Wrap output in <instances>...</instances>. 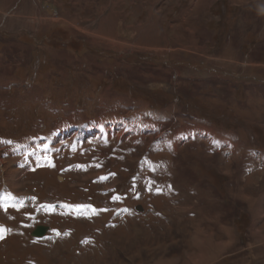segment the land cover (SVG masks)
Listing matches in <instances>:
<instances>
[{"label": "rangeland", "instance_id": "obj_1", "mask_svg": "<svg viewBox=\"0 0 264 264\" xmlns=\"http://www.w3.org/2000/svg\"><path fill=\"white\" fill-rule=\"evenodd\" d=\"M6 4L0 264H264V0Z\"/></svg>", "mask_w": 264, "mask_h": 264}, {"label": "crops", "instance_id": "obj_2", "mask_svg": "<svg viewBox=\"0 0 264 264\" xmlns=\"http://www.w3.org/2000/svg\"><path fill=\"white\" fill-rule=\"evenodd\" d=\"M13 5V4H12ZM18 4L14 5L13 7L10 6V4H6L4 6L0 5V14L3 13L4 11L7 13H12L13 16L17 17V18H21V17H25V14L21 13V11L19 10L16 14H15V9L17 8ZM10 9V10H9ZM9 10V12H7ZM18 10V9H17ZM33 12V11H32ZM5 14V15H6ZM90 129V128H88ZM91 132V131H90ZM60 178V177H59Z\"/></svg>", "mask_w": 264, "mask_h": 264}, {"label": "snow or ice", "instance_id": "obj_3", "mask_svg": "<svg viewBox=\"0 0 264 264\" xmlns=\"http://www.w3.org/2000/svg\"><path fill=\"white\" fill-rule=\"evenodd\" d=\"M10 143V142H9ZM103 179V178H102ZM50 207V206H49ZM76 207H83V206H76ZM5 231H10L8 229H4L2 226H0V233H3ZM64 235H68V233H64ZM0 238H3L2 235H0ZM86 242V241H85Z\"/></svg>", "mask_w": 264, "mask_h": 264}, {"label": "water", "instance_id": "obj_4", "mask_svg": "<svg viewBox=\"0 0 264 264\" xmlns=\"http://www.w3.org/2000/svg\"><path fill=\"white\" fill-rule=\"evenodd\" d=\"M40 227V226H39ZM42 228H38V229H36V230H34L33 232H32V235L34 236V235H40L41 233H42V230H41Z\"/></svg>", "mask_w": 264, "mask_h": 264}, {"label": "bare ground", "instance_id": "obj_5", "mask_svg": "<svg viewBox=\"0 0 264 264\" xmlns=\"http://www.w3.org/2000/svg\"><path fill=\"white\" fill-rule=\"evenodd\" d=\"M74 113V112H73ZM144 122V121H143ZM116 123H118V122H116ZM89 125V124H88ZM94 125H96V123L95 124H93L92 125V127H94ZM104 125V124H103ZM146 125V124H145ZM108 126V125H107ZM141 126V125H140ZM144 126V125H143ZM151 127H153V126H151ZM108 128V127H107ZM147 128V127H146ZM155 128V127H154ZM149 129V128H148ZM88 132H90V129H88ZM203 133V132H202ZM123 136V135H122ZM228 139V138H227ZM30 162V161H29ZM28 169V168H27ZM116 181V180H115ZM16 187V186H15Z\"/></svg>", "mask_w": 264, "mask_h": 264}]
</instances>
